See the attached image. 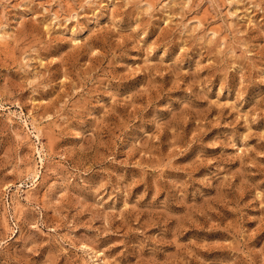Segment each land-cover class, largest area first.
<instances>
[{
	"label": "rangeland",
	"instance_id": "374dc122",
	"mask_svg": "<svg viewBox=\"0 0 264 264\" xmlns=\"http://www.w3.org/2000/svg\"><path fill=\"white\" fill-rule=\"evenodd\" d=\"M0 264H264V0H0Z\"/></svg>",
	"mask_w": 264,
	"mask_h": 264
}]
</instances>
